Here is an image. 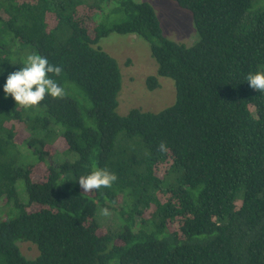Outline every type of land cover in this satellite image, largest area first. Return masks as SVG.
Listing matches in <instances>:
<instances>
[{"label": "trees", "instance_id": "1", "mask_svg": "<svg viewBox=\"0 0 264 264\" xmlns=\"http://www.w3.org/2000/svg\"><path fill=\"white\" fill-rule=\"evenodd\" d=\"M176 1L194 16L192 46L165 35L149 2L0 0V264H264V93L245 80L264 70V0ZM115 10L124 19L109 22ZM112 32L149 41L173 105L118 112L123 74L100 46ZM31 53L63 63L51 75L66 92L25 109L2 86ZM60 132L74 159L57 163ZM96 168L118 179L84 192L78 178Z\"/></svg>", "mask_w": 264, "mask_h": 264}, {"label": "rangeland", "instance_id": "2", "mask_svg": "<svg viewBox=\"0 0 264 264\" xmlns=\"http://www.w3.org/2000/svg\"><path fill=\"white\" fill-rule=\"evenodd\" d=\"M136 1L149 2L153 5L164 33L168 38L188 46L200 41L201 36L195 25L192 12L182 8L176 0ZM123 19V13L116 10L108 18L109 22L112 23L120 22ZM87 24H91L88 19ZM100 46L115 57L121 67L123 86L119 96L120 104L118 107V112L121 115H127L134 108L159 112L176 102L177 90L175 81L170 77L158 76V62L152 55L151 45L148 40L134 34L112 32L100 40ZM154 75L158 76L160 87L150 90L147 80ZM78 99L86 103V105H90L89 100L83 93H79ZM57 138H60L61 141ZM57 138L58 151L53 158L55 162L59 163L65 159H74V154L63 152L66 147L64 146L65 141L61 137V132ZM25 148L29 150L27 146ZM36 158L32 154L28 162H34ZM22 190H24L23 182L19 183V191L21 192ZM3 200H0V205L3 204ZM2 218L6 219L7 216H2ZM97 219L107 231L119 232L121 221L115 211L100 206L97 211ZM18 244L28 259L36 258L39 255V249L33 242L19 241Z\"/></svg>", "mask_w": 264, "mask_h": 264}, {"label": "clouds", "instance_id": "3", "mask_svg": "<svg viewBox=\"0 0 264 264\" xmlns=\"http://www.w3.org/2000/svg\"><path fill=\"white\" fill-rule=\"evenodd\" d=\"M15 64V63H14ZM23 66L9 73L3 84L5 97L11 96L25 109L38 105L46 95L61 96L66 92L64 84L51 73H62L63 63L49 59L47 55L39 53L28 54L22 61ZM4 69L0 68V74ZM245 80L249 87L264 93V70L249 73ZM118 179L117 175L107 168H96L89 174L78 178L84 192L109 188Z\"/></svg>", "mask_w": 264, "mask_h": 264}]
</instances>
